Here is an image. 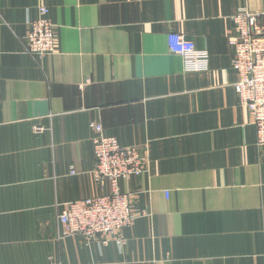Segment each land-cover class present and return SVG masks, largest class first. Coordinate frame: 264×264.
<instances>
[{"label": "crops", "instance_id": "1", "mask_svg": "<svg viewBox=\"0 0 264 264\" xmlns=\"http://www.w3.org/2000/svg\"><path fill=\"white\" fill-rule=\"evenodd\" d=\"M263 4L0 0V264H264V147L237 104L229 45L238 10ZM38 5L58 40L34 58L24 37ZM170 34L207 51L208 70L186 72ZM90 123L150 162L118 183L147 212L120 246L60 236L62 205L109 193L92 179Z\"/></svg>", "mask_w": 264, "mask_h": 264}, {"label": "built area", "instance_id": "2", "mask_svg": "<svg viewBox=\"0 0 264 264\" xmlns=\"http://www.w3.org/2000/svg\"><path fill=\"white\" fill-rule=\"evenodd\" d=\"M36 18L29 24L24 37L25 52L32 57L49 56L54 53L58 37L55 25L49 21V9L38 5ZM234 35L229 40L233 48L232 68L237 72L233 88L237 104L245 108L256 129V145L264 147V4L257 12L241 7L232 18ZM167 47L171 54L180 56L186 72L208 70V52L196 49L182 34H170ZM93 134L92 148L94 166L91 171L96 185L108 182V194L87 197L62 205L57 219L63 239L72 236L88 241L108 244L107 237L123 245L120 232L131 226L135 220L147 216V212L131 205V195L122 193L119 181L148 173L149 158L146 150L136 147H122L116 139L107 137L99 123H90ZM36 132L41 128H35ZM70 170V175H74Z\"/></svg>", "mask_w": 264, "mask_h": 264}]
</instances>
